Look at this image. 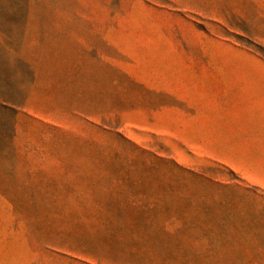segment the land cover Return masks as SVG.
I'll use <instances>...</instances> for the list:
<instances>
[{
    "label": "rangeland",
    "instance_id": "rangeland-1",
    "mask_svg": "<svg viewBox=\"0 0 264 264\" xmlns=\"http://www.w3.org/2000/svg\"><path fill=\"white\" fill-rule=\"evenodd\" d=\"M0 264H264V0H0Z\"/></svg>",
    "mask_w": 264,
    "mask_h": 264
},
{
    "label": "crops",
    "instance_id": "crops-1",
    "mask_svg": "<svg viewBox=\"0 0 264 264\" xmlns=\"http://www.w3.org/2000/svg\"><path fill=\"white\" fill-rule=\"evenodd\" d=\"M106 41H107V44H108V42H109V38L108 37H107V40Z\"/></svg>",
    "mask_w": 264,
    "mask_h": 264
}]
</instances>
